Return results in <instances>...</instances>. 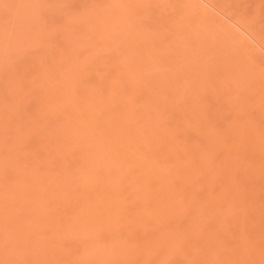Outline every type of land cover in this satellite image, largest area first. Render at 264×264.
I'll return each instance as SVG.
<instances>
[{
    "label": "rangeland",
    "instance_id": "1",
    "mask_svg": "<svg viewBox=\"0 0 264 264\" xmlns=\"http://www.w3.org/2000/svg\"><path fill=\"white\" fill-rule=\"evenodd\" d=\"M0 264H264V0H0Z\"/></svg>",
    "mask_w": 264,
    "mask_h": 264
}]
</instances>
